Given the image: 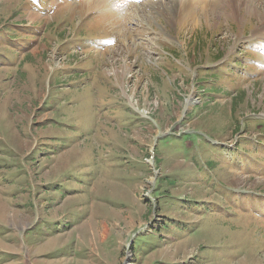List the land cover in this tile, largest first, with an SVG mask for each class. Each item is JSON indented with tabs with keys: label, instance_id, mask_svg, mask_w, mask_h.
Instances as JSON below:
<instances>
[{
	"label": "rangeland",
	"instance_id": "obj_1",
	"mask_svg": "<svg viewBox=\"0 0 264 264\" xmlns=\"http://www.w3.org/2000/svg\"><path fill=\"white\" fill-rule=\"evenodd\" d=\"M0 264H264V0H0Z\"/></svg>",
	"mask_w": 264,
	"mask_h": 264
},
{
	"label": "bare ground",
	"instance_id": "obj_2",
	"mask_svg": "<svg viewBox=\"0 0 264 264\" xmlns=\"http://www.w3.org/2000/svg\"><path fill=\"white\" fill-rule=\"evenodd\" d=\"M201 1V0H200ZM186 6H191L189 3H186Z\"/></svg>",
	"mask_w": 264,
	"mask_h": 264
},
{
	"label": "trees",
	"instance_id": "obj_3",
	"mask_svg": "<svg viewBox=\"0 0 264 264\" xmlns=\"http://www.w3.org/2000/svg\"><path fill=\"white\" fill-rule=\"evenodd\" d=\"M204 91V90H203Z\"/></svg>",
	"mask_w": 264,
	"mask_h": 264
}]
</instances>
